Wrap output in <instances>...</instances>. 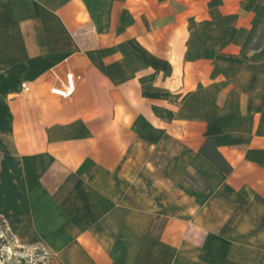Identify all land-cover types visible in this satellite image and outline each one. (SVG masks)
Returning <instances> with one entry per match:
<instances>
[{
    "label": "crops",
    "instance_id": "0c3cea01",
    "mask_svg": "<svg viewBox=\"0 0 264 264\" xmlns=\"http://www.w3.org/2000/svg\"><path fill=\"white\" fill-rule=\"evenodd\" d=\"M0 218L43 264H264V0H0Z\"/></svg>",
    "mask_w": 264,
    "mask_h": 264
},
{
    "label": "rangeland",
    "instance_id": "374dc122",
    "mask_svg": "<svg viewBox=\"0 0 264 264\" xmlns=\"http://www.w3.org/2000/svg\"><path fill=\"white\" fill-rule=\"evenodd\" d=\"M165 150L168 156L162 155L158 164L165 166L166 161L179 151V146L173 141H167ZM0 264H43L48 261V255L42 247H22L11 233L9 225L0 221Z\"/></svg>",
    "mask_w": 264,
    "mask_h": 264
},
{
    "label": "trees",
    "instance_id": "16d2710c",
    "mask_svg": "<svg viewBox=\"0 0 264 264\" xmlns=\"http://www.w3.org/2000/svg\"><path fill=\"white\" fill-rule=\"evenodd\" d=\"M200 153L223 173L228 175L232 172L231 166L218 152L212 139L209 138L206 140V142L200 149ZM183 181L204 192H207L210 189V183L200 176H192L190 174H186ZM0 221L5 224L3 219L0 218ZM1 241H3L2 238H0V242Z\"/></svg>",
    "mask_w": 264,
    "mask_h": 264
},
{
    "label": "built area",
    "instance_id": "2783aa9c",
    "mask_svg": "<svg viewBox=\"0 0 264 264\" xmlns=\"http://www.w3.org/2000/svg\"><path fill=\"white\" fill-rule=\"evenodd\" d=\"M22 88L25 92H29L30 88L23 84ZM77 90V80L73 73L67 74L65 81L61 82L60 85L55 86L51 89V93L62 99L72 98Z\"/></svg>",
    "mask_w": 264,
    "mask_h": 264
}]
</instances>
